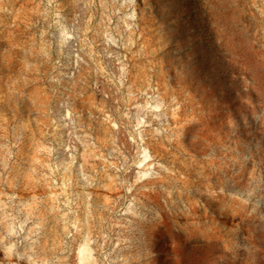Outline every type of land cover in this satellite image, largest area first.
I'll return each instance as SVG.
<instances>
[{"label":"rangeland","instance_id":"374dc122","mask_svg":"<svg viewBox=\"0 0 264 264\" xmlns=\"http://www.w3.org/2000/svg\"><path fill=\"white\" fill-rule=\"evenodd\" d=\"M0 264H264V0H0Z\"/></svg>","mask_w":264,"mask_h":264}]
</instances>
